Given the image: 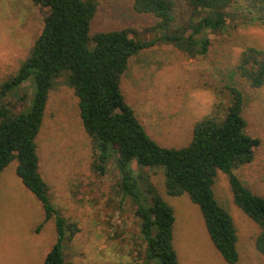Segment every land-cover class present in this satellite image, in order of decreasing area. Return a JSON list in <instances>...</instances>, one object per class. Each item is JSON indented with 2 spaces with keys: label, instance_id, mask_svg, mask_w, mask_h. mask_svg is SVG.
<instances>
[{
  "label": "rangeland",
  "instance_id": "obj_1",
  "mask_svg": "<svg viewBox=\"0 0 264 264\" xmlns=\"http://www.w3.org/2000/svg\"><path fill=\"white\" fill-rule=\"evenodd\" d=\"M96 2L92 33L129 27L139 39L156 37L151 29L155 17L134 11L132 0ZM47 12L48 8L32 0H0V83L13 76L28 56ZM209 38L205 55L190 56L161 41L139 50L122 75L123 94L152 138L163 146L180 147L189 142L198 119L215 104L228 103L225 86L239 87L244 95L245 131L259 138L260 144L252 161L233 173L252 191L264 195V86L252 88L235 73L244 48L264 50V28L251 13L234 11L226 26L210 32ZM67 75L68 71H63L54 79L36 136L38 170L50 201L67 221L79 227L73 238L63 243V264H141L145 244L134 213L137 203L122 191L117 154L111 148L102 163L103 172L97 169L99 155L83 129ZM24 93L31 95L29 81L11 101L16 103ZM15 169L13 160L0 172V264H44L57 240L54 219H45L42 204ZM128 170L138 185L139 203H150L147 178L171 205L178 264H229L212 244L199 208L189 196L165 194L162 167L141 166L132 160ZM212 191L234 221L239 254L234 264H264V256L254 245L259 227L234 204L225 173L217 172Z\"/></svg>",
  "mask_w": 264,
  "mask_h": 264
},
{
  "label": "trees",
  "instance_id": "obj_2",
  "mask_svg": "<svg viewBox=\"0 0 264 264\" xmlns=\"http://www.w3.org/2000/svg\"><path fill=\"white\" fill-rule=\"evenodd\" d=\"M32 1L48 12L28 56L13 76L0 83V171L16 160L17 176L42 204L45 219H54L57 240L44 264H63V243L79 230L76 222L67 221L51 203L36 153L48 93L63 71H68L67 83L77 98L83 129L98 152L97 169L103 172L102 163L111 148L117 154L122 191L137 203L134 213L145 244L141 264H178L175 217L171 205L147 178L150 203H139L138 185L127 171L132 160L141 166L163 168L165 194L189 196L199 208L215 249L224 261L234 264L239 257L234 221L212 191L217 172L225 173L234 204L259 227L254 245L264 256V195L252 191L233 173L252 161L260 144L259 138L245 131L242 90L227 84L228 103L215 104L198 119L186 145L167 147L148 134L121 87L131 56L157 41L173 44L190 56L205 55L209 33L223 29L234 11L251 13L264 28V0H132L134 11L155 17L151 29L157 34L152 40L137 38L129 27L92 33L96 0ZM235 73L252 88L264 86V50L244 48ZM27 81L31 95L24 93L16 103L11 101Z\"/></svg>",
  "mask_w": 264,
  "mask_h": 264
},
{
  "label": "crops",
  "instance_id": "obj_3",
  "mask_svg": "<svg viewBox=\"0 0 264 264\" xmlns=\"http://www.w3.org/2000/svg\"><path fill=\"white\" fill-rule=\"evenodd\" d=\"M1 172V171H0Z\"/></svg>",
  "mask_w": 264,
  "mask_h": 264
}]
</instances>
